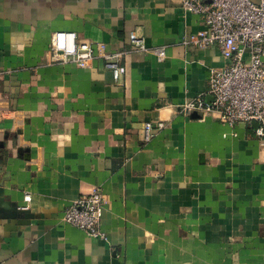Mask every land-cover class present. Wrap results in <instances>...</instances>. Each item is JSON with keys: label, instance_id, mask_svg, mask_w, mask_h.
<instances>
[{"label": "crops", "instance_id": "1", "mask_svg": "<svg viewBox=\"0 0 264 264\" xmlns=\"http://www.w3.org/2000/svg\"><path fill=\"white\" fill-rule=\"evenodd\" d=\"M200 29L182 0H0V264H264V138L178 110L226 63L183 42ZM63 30L165 56L128 52L116 81L52 60ZM97 187L106 240L61 220Z\"/></svg>", "mask_w": 264, "mask_h": 264}, {"label": "built area", "instance_id": "2", "mask_svg": "<svg viewBox=\"0 0 264 264\" xmlns=\"http://www.w3.org/2000/svg\"><path fill=\"white\" fill-rule=\"evenodd\" d=\"M183 9L197 14L201 29L184 39L198 48H216L226 61L224 66L212 68L204 91L181 102L179 112L191 115L213 114L222 124L234 128L239 124L251 126L257 138H264V0H182ZM130 48L114 52H100L94 44L79 42L72 31L53 33L49 49L52 60H73L85 64L86 60L99 57L113 75L114 80L125 73L123 59L128 52H154L164 58L163 48H148L142 38L130 33ZM5 70L0 67V78ZM210 98V100L207 99ZM147 123L143 135L148 137L155 128ZM29 201L30 196L25 195ZM105 196L100 188L76 197L65 207L61 220L87 235L106 240L101 229V216Z\"/></svg>", "mask_w": 264, "mask_h": 264}, {"label": "water", "instance_id": "3", "mask_svg": "<svg viewBox=\"0 0 264 264\" xmlns=\"http://www.w3.org/2000/svg\"><path fill=\"white\" fill-rule=\"evenodd\" d=\"M191 115L197 116V115H199V113L198 112H193ZM251 125L253 126V128H255L257 126V121H252Z\"/></svg>", "mask_w": 264, "mask_h": 264}, {"label": "rangeland", "instance_id": "4", "mask_svg": "<svg viewBox=\"0 0 264 264\" xmlns=\"http://www.w3.org/2000/svg\"><path fill=\"white\" fill-rule=\"evenodd\" d=\"M52 35H53V34H52ZM51 37H52V36H51ZM153 131H154V130H153ZM153 131H152V132H153Z\"/></svg>", "mask_w": 264, "mask_h": 264}]
</instances>
